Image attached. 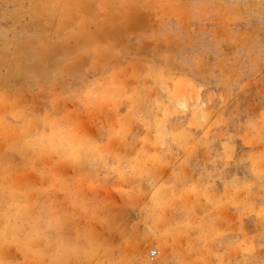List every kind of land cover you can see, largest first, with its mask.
<instances>
[{
	"label": "clouds",
	"instance_id": "obj_1",
	"mask_svg": "<svg viewBox=\"0 0 264 264\" xmlns=\"http://www.w3.org/2000/svg\"><path fill=\"white\" fill-rule=\"evenodd\" d=\"M213 3L0 0V264H264V0H224L246 79L177 83Z\"/></svg>",
	"mask_w": 264,
	"mask_h": 264
},
{
	"label": "rangeland",
	"instance_id": "obj_2",
	"mask_svg": "<svg viewBox=\"0 0 264 264\" xmlns=\"http://www.w3.org/2000/svg\"><path fill=\"white\" fill-rule=\"evenodd\" d=\"M213 6L222 8L225 14L217 16L211 24L204 27L200 17H196L200 23H193L191 6L186 5L185 15L181 19V27L174 43L176 55L188 65L185 68L186 76L180 77L177 83L183 86L187 82L197 88L201 103L216 101L223 87L235 86L254 71V66L248 63L244 48L237 40L225 39L224 26L228 20L226 14L235 11V8L224 3V0H214ZM136 23L138 26H144L148 19L140 16ZM205 33H213L217 37L214 47L205 46ZM192 62L199 63V68L193 69ZM204 84L207 87H202ZM256 91L257 86L253 85L246 95L242 94L237 98V105L243 107L252 104L256 98Z\"/></svg>",
	"mask_w": 264,
	"mask_h": 264
}]
</instances>
